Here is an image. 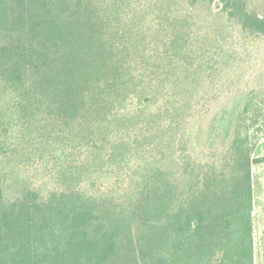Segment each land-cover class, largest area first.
<instances>
[{
  "label": "trees",
  "instance_id": "obj_1",
  "mask_svg": "<svg viewBox=\"0 0 264 264\" xmlns=\"http://www.w3.org/2000/svg\"><path fill=\"white\" fill-rule=\"evenodd\" d=\"M259 39L264 0H0V264H255L264 82L202 139Z\"/></svg>",
  "mask_w": 264,
  "mask_h": 264
},
{
  "label": "rangeland",
  "instance_id": "obj_2",
  "mask_svg": "<svg viewBox=\"0 0 264 264\" xmlns=\"http://www.w3.org/2000/svg\"><path fill=\"white\" fill-rule=\"evenodd\" d=\"M219 4L215 2L213 9L217 11ZM253 47L247 52L243 66H238L226 79L225 88L218 92L216 98L206 108L204 115V131L202 144L206 148H217L220 145V117L225 111V106L231 108L239 100L243 89L264 82V39H259L251 44ZM216 121L218 128L213 129ZM255 156L264 157V142H261L255 151ZM252 176L261 187L257 198L260 206L255 210L256 217V259L255 264H264V164L252 167Z\"/></svg>",
  "mask_w": 264,
  "mask_h": 264
}]
</instances>
